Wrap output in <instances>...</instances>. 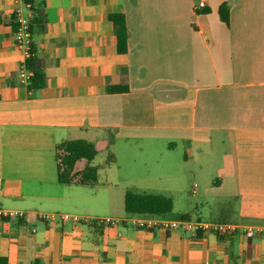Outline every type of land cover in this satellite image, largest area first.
<instances>
[{"label":"crops","instance_id":"0c3cea01","mask_svg":"<svg viewBox=\"0 0 264 264\" xmlns=\"http://www.w3.org/2000/svg\"><path fill=\"white\" fill-rule=\"evenodd\" d=\"M21 1L0 0V209L26 216L0 220V258L264 264V233L195 236L160 224L199 220L264 232V0H205L202 10L199 0H32L35 8L45 3L47 13L46 32L33 35L47 75L36 91L20 79L25 52L13 23ZM224 4L229 25L219 15ZM114 13L126 16L127 54L117 52ZM119 85L129 92H107ZM69 140L95 145V159L74 169L96 167L92 185L58 181L56 146ZM116 140L125 150L164 152L154 160L120 158ZM216 144L226 151L214 158ZM179 147L177 160L170 152ZM150 163L159 179L192 184L158 194L174 204L163 217L128 215L125 195L147 178ZM41 214L79 220L47 222ZM139 218L156 224L140 227Z\"/></svg>","mask_w":264,"mask_h":264},{"label":"trees","instance_id":"16d2710c","mask_svg":"<svg viewBox=\"0 0 264 264\" xmlns=\"http://www.w3.org/2000/svg\"><path fill=\"white\" fill-rule=\"evenodd\" d=\"M31 4V10L34 14L30 31L32 35L36 32L45 33L47 30V13L45 3L41 7L35 8L32 0H28ZM208 10L202 13H208ZM220 18L224 23H230V8L227 4L220 7ZM109 19L114 27L117 39V52L119 54H127L129 51L128 40L129 31L124 13H114L109 16ZM14 29L17 23H13ZM32 50L35 54V48ZM27 67L32 71L30 91L43 89L46 85V63L39 57H32L27 61ZM110 94L127 93L129 88L127 85H119L107 89ZM97 149L95 145L86 140H69L64 141L56 146V162L58 181L64 185H78L86 186L92 185L98 179L97 168L89 165L86 170L81 172H74L76 163L85 159L91 163L97 156ZM125 212L128 215L148 216V217H163L164 215L173 211L174 204L170 197L164 195L153 194H138L128 191L124 199ZM186 219V218H185ZM0 264H8L6 258H0Z\"/></svg>","mask_w":264,"mask_h":264},{"label":"built area","instance_id":"2783aa9c","mask_svg":"<svg viewBox=\"0 0 264 264\" xmlns=\"http://www.w3.org/2000/svg\"><path fill=\"white\" fill-rule=\"evenodd\" d=\"M22 7L18 8L15 12V21L17 23V27L14 30V38L15 43L18 48L22 49L25 52V59L22 61L20 68V79L21 82L30 85L31 78L33 76L32 71H30L27 67V61L35 56L32 45H33V35L30 31L31 20L34 16L31 10V4L28 0H22ZM206 7L205 0H199L196 4V10H202ZM24 9L27 10V13L24 12ZM197 184L193 186V192L197 189ZM26 216L24 212L11 211L0 209V220L5 219H21ZM41 220L47 222H56V221H78L79 218L70 214H41L39 216ZM91 220H88L90 222ZM95 222L100 225H107L110 223L109 220L99 219L95 220ZM136 223L139 224L140 227H148L156 224V220L153 219H136ZM160 224L164 229H183L192 235L198 236L200 234L212 233L218 236H230L237 232H242L249 237H253L256 234L264 233L261 229L254 228H245L240 227L236 224L229 223H214V222H205L199 220H182L179 223L173 222H162Z\"/></svg>","mask_w":264,"mask_h":264},{"label":"rangeland","instance_id":"374dc122","mask_svg":"<svg viewBox=\"0 0 264 264\" xmlns=\"http://www.w3.org/2000/svg\"><path fill=\"white\" fill-rule=\"evenodd\" d=\"M116 151L120 158L136 157V158H142V159L148 158L150 160H154L161 156V153L164 152V148L162 147L159 148V146H156L154 148H148L145 146V148L141 150L138 146V147H135L133 150L129 151V150L122 149L121 141L116 140ZM223 151H226V150L223 149L220 145L216 144V146H213V157L214 158H216V156L220 157ZM162 155H166V154H162ZM170 155L173 156L175 159L180 160L183 158V149L179 147L174 152H170ZM103 156L106 157V155L103 153L101 154L100 158H102ZM166 157L167 156H164L163 158H166ZM156 167H157L156 164L150 163L149 166L147 167L149 169L147 178L135 184L134 188H132V191H136L141 194H153V195L172 194L174 195V193H176L175 191H178L179 188L181 189V185L182 186L185 185L186 187L192 184L193 180H190V179L188 180L186 178H183V181L182 180L175 181L171 177L159 179L157 177L159 173H157ZM174 199L176 200V208H178V205H179V202L177 201L178 198L174 196Z\"/></svg>","mask_w":264,"mask_h":264}]
</instances>
